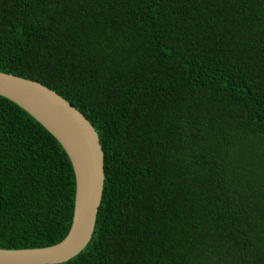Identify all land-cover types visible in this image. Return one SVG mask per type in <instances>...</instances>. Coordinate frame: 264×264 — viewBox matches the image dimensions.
I'll return each mask as SVG.
<instances>
[{"label":"trees","instance_id":"1","mask_svg":"<svg viewBox=\"0 0 264 264\" xmlns=\"http://www.w3.org/2000/svg\"><path fill=\"white\" fill-rule=\"evenodd\" d=\"M0 72L94 127L104 185L57 264H264V0H0ZM63 147L0 95V248L67 234Z\"/></svg>","mask_w":264,"mask_h":264},{"label":"water","instance_id":"2","mask_svg":"<svg viewBox=\"0 0 264 264\" xmlns=\"http://www.w3.org/2000/svg\"><path fill=\"white\" fill-rule=\"evenodd\" d=\"M0 95L36 119L65 150L75 176L70 228L56 244L28 249L0 248V264H57L82 251L91 239L104 185L103 150L86 117L68 100L39 82L0 72Z\"/></svg>","mask_w":264,"mask_h":264}]
</instances>
